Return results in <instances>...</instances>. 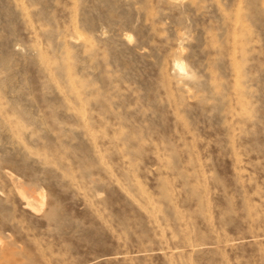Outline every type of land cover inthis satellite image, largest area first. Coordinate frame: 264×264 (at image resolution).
I'll return each mask as SVG.
<instances>
[{
  "label": "rangeland",
  "instance_id": "rangeland-1",
  "mask_svg": "<svg viewBox=\"0 0 264 264\" xmlns=\"http://www.w3.org/2000/svg\"><path fill=\"white\" fill-rule=\"evenodd\" d=\"M0 264H264V0H0Z\"/></svg>",
  "mask_w": 264,
  "mask_h": 264
},
{
  "label": "bare ground",
  "instance_id": "bare-ground-1",
  "mask_svg": "<svg viewBox=\"0 0 264 264\" xmlns=\"http://www.w3.org/2000/svg\"><path fill=\"white\" fill-rule=\"evenodd\" d=\"M178 66H179V68H180L181 70H182V69H183V70L185 69V66H184L183 64H180V63H179Z\"/></svg>",
  "mask_w": 264,
  "mask_h": 264
}]
</instances>
